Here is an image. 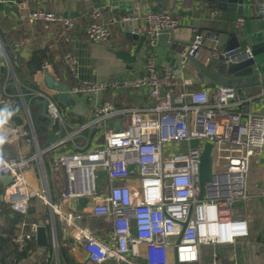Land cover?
Segmentation results:
<instances>
[{"label":"built area","instance_id":"2783aa9c","mask_svg":"<svg viewBox=\"0 0 264 264\" xmlns=\"http://www.w3.org/2000/svg\"><path fill=\"white\" fill-rule=\"evenodd\" d=\"M28 2L20 0L17 8L27 14L30 24L75 28L72 19L54 11H29ZM141 9V2L136 1L133 13L121 21H138ZM258 13L264 18L263 4L258 6ZM100 17L99 10L90 13L91 23L85 33L92 42H107L111 37L110 29L98 22ZM145 19L146 34L153 42L179 25L176 18L164 11L147 10ZM243 25L244 19H238L237 26ZM251 54V49L222 50L206 34L194 30L181 67L186 69L190 60L207 68L216 61L229 65ZM63 60L69 71L75 73L76 57L67 53ZM6 63L8 76L0 89V179L12 178L2 195L11 213L27 216L31 199L38 197L55 214L69 222L73 220L52 201L48 188L38 190L26 177L28 170L37 168L47 183L44 155L51 153V167L60 169L66 181L62 199L93 201V216L111 221L108 241L96 238L73 222L74 235L84 241L93 263L102 264L113 258L126 264H200L201 246L233 244L236 239L249 236L248 222L235 216V205L248 198L251 159L264 153V89L256 96L261 111L245 109L250 99L243 92L229 87L191 90L193 80L183 79L178 84L172 68L159 67L154 58H149L141 77L79 83L68 88V95L80 97L91 106L89 120L74 128L58 103L60 90L46 92L22 86L7 58ZM50 71L47 63L40 69L45 76ZM10 86L14 87L13 92ZM131 91H146L147 105L125 107L102 99L108 92ZM36 100L46 102L48 116L58 126L59 134H64L44 150L40 148L31 113ZM16 101L21 110L15 114ZM12 117L21 121L16 123ZM97 136L103 142L100 146L96 144ZM78 138L83 139V144ZM21 142L36 151L24 154L20 150L16 156H4L6 146ZM193 142L197 145L193 146ZM207 143L213 147L212 177L200 199V161ZM216 165L224 170L215 169ZM99 169L107 173L110 182L105 195L97 186ZM132 179L139 182L135 188L128 184ZM6 217V209L1 206L0 226ZM19 226L15 243L23 252L36 239L40 224L22 221ZM140 259L143 263H139Z\"/></svg>","mask_w":264,"mask_h":264},{"label":"crops","instance_id":"0c3cea01","mask_svg":"<svg viewBox=\"0 0 264 264\" xmlns=\"http://www.w3.org/2000/svg\"><path fill=\"white\" fill-rule=\"evenodd\" d=\"M19 1L1 0L0 30L9 35L10 40L14 41L12 46L15 49L14 54L19 59L18 53H20L21 60H27L34 50L44 48H48L57 61L64 62V56L67 53H72L77 59L75 73L68 71L66 65L62 73L50 65V76L58 81L60 85L65 84L68 88L79 83H99L108 82L112 79L141 77L145 72L146 61L149 58H154L159 67H170L176 72L178 84L183 79H191L194 82L190 87L191 90L209 89L200 82L199 70L193 61L188 62L186 69L181 67L183 55L194 37V30L206 34L207 38L222 50L231 47L232 49L245 51L264 41V18L260 17L258 13V6L260 4L264 5V0H246L243 15H238L234 11L220 10L215 3H209L206 0H163L161 2L158 0H115L114 2L102 0L105 7L100 9L94 8V3L91 0H29V11L47 9L72 19L75 28L70 31L61 24H30L26 19L27 14L18 11L17 3ZM136 1L141 2L142 9L139 15L140 19L134 21L139 23L138 34H135V36L125 29L121 20L124 16L133 13ZM94 10H99L101 13L98 22L110 29L111 37L107 42H92L86 36V29L91 23L90 13ZM147 10L164 11L171 14L179 21L178 27L172 31L162 33L154 42L152 39L148 40L145 19ZM240 18L244 19L242 28L237 26V20ZM0 51L7 72L6 58L13 74L17 77L1 39ZM195 62L202 65L199 61ZM219 65L220 62L216 61L211 68L216 71ZM45 77L38 71L34 76H29L28 81L33 82L36 85L35 88H40L46 92L56 91L55 88L47 87ZM4 83H1L0 89H2ZM25 87L29 88L31 86L25 85ZM263 89V86H258L243 91V94L250 99L245 103V109L251 108L253 111H261L262 107L256 96ZM9 90L13 92L14 87L10 86ZM59 97L58 103L65 119L74 128L89 120L91 106L87 102L80 97L68 95L67 102L62 103ZM102 99L125 107H141L148 103L146 91L108 92ZM37 101L39 100L32 103L31 113L40 148L44 150L63 137L64 134L60 135L58 126L53 125L56 135L55 140L53 143L48 144L50 121L43 116V107ZM40 116L45 119V123L37 124ZM43 127L46 131H43ZM97 139L99 141L96 144L99 146L103 144L99 136H97ZM77 141L80 144L84 142L82 138H78ZM20 150L24 154H32L36 151L35 147H29L25 142H21L6 146L3 154L6 157H12L16 156ZM51 155V153L44 155L47 183L43 179L42 172L37 168L28 170L26 177L34 188L38 190L48 188L52 201L60 206L63 214L70 216L73 220L69 222L67 219L55 214L38 197L32 198L30 202V206L34 208V214L28 213L25 217L11 213L8 211L7 205L3 204L2 206L6 209L8 216L0 226V264H96L88 258L84 241L79 240L74 235L75 225L73 222L81 228L88 229L96 238L102 241H108L110 238L112 233L111 221L109 218L93 216L91 212V202L93 201L79 199L76 200L78 201L76 205H72L70 200L65 201L62 199L66 184L63 172V188L59 187L55 190L48 173L49 170H56L50 165ZM1 180L3 181V178ZM128 184L135 188L139 185V182L132 179L128 181ZM109 185L107 173L100 170L97 179L99 192L104 195L107 194ZM247 195V199L240 200L237 203L235 216L248 222L249 236L238 238L233 244L201 246L200 264L214 262L264 264V153L259 157H255L250 166L247 179ZM40 206L44 208L45 213L40 210ZM30 216L32 217L30 218ZM15 217L19 220L13 225L12 220ZM22 221L35 222L39 223L40 226H45L49 245L46 248H41L37 244V239H34L30 243L28 257L18 261L15 258V250L18 253L20 251L15 243V237L20 231L19 224ZM55 243L56 247H54ZM142 252L144 253V251ZM139 263H143V259H140ZM102 264L126 263L112 258Z\"/></svg>","mask_w":264,"mask_h":264},{"label":"water","instance_id":"95a60500","mask_svg":"<svg viewBox=\"0 0 264 264\" xmlns=\"http://www.w3.org/2000/svg\"><path fill=\"white\" fill-rule=\"evenodd\" d=\"M94 3V8L100 9L105 7V3L102 0H91ZM115 0H108V2H114ZM132 1V0H125ZM163 1V0H158ZM209 3H215L220 10L234 11L238 15H243L246 0H206ZM147 12V11H146ZM123 26L132 35L138 34V22H123ZM135 35V36H136ZM151 38L148 37V40ZM232 49L231 47H229ZM251 56L245 57L243 60L233 63V64H223L220 62L218 69L215 71L212 68H207L200 63L193 61L199 70V79L203 85H206L209 89H215L217 87H229L234 88L240 92L245 91L250 87H264V41H261L251 48ZM20 58V53H18ZM45 82L48 88H55L61 90V95L59 97L60 102L66 103L68 100L67 85H60L52 76L47 75L45 77ZM38 104L43 107V116L50 121L49 124V135L47 142L51 144L55 140V133L53 130L54 122L51 117L48 116L46 112V102L37 101ZM10 123L12 120L8 119ZM117 128L120 127V122L116 125ZM29 138V137H27ZM212 144L207 143L204 147V152L201 156L200 161V174H199V198L204 197L205 185L210 182L212 177ZM5 185L12 182L11 177H3ZM70 203L76 205L78 201L71 199ZM32 216H30L31 218ZM37 244L41 248H46L49 245V239L47 235V229L45 226H40L36 235Z\"/></svg>","mask_w":264,"mask_h":264},{"label":"trees","instance_id":"16d2710c","mask_svg":"<svg viewBox=\"0 0 264 264\" xmlns=\"http://www.w3.org/2000/svg\"><path fill=\"white\" fill-rule=\"evenodd\" d=\"M35 24H44V23H35ZM35 24H33V25H35ZM54 25H59V24H54ZM64 28L67 29L66 27H64ZM68 31H70V30H68ZM9 38H10L9 35H7L6 33H3L0 30V39L2 41L3 47L9 56V59L13 65L14 71H15V73H16V75H17V77H18V79L22 85L35 87L36 85H34L33 82L28 81V79H30L29 76L30 77L34 76L38 71H40L42 65L45 63L53 66L55 68V70H58L60 73H62V71L65 69V67H66L65 63L61 60L60 61L55 60L54 57L51 55L48 48L34 50L27 60H21L20 61L18 58H16V56L14 54L15 49L12 47L14 44V41L10 40ZM7 74H8L7 68L3 62L2 52L0 51V85H1V83L3 84L5 82V80L7 78ZM20 110H21V105H20L19 101H16V104L13 108V111L16 114V113H19ZM12 119L16 123H19L21 121V119H19L18 117H12ZM44 121H45V119L42 116H40L37 120V124L45 123ZM42 129H43V131L44 130L46 131V129L44 127ZM3 191H4V184H3V181L0 179V207L4 204L3 200H2ZM33 201H35V200H33ZM34 212H35L34 208L30 206L29 214H34ZM7 216H8V213H7ZM18 220L19 219L17 217H15L12 220L13 221L12 224L15 225L18 222ZM1 244H2V242H1ZM29 247H31L30 244L26 248L25 251L19 252V253L16 252V250H15L16 260L19 261V260H22L24 258H27ZM50 250H51V247H50Z\"/></svg>","mask_w":264,"mask_h":264},{"label":"rangeland","instance_id":"374dc122","mask_svg":"<svg viewBox=\"0 0 264 264\" xmlns=\"http://www.w3.org/2000/svg\"><path fill=\"white\" fill-rule=\"evenodd\" d=\"M197 145V143L196 142H193V146H196ZM184 147V150H186V145H184L183 146ZM253 160H254V158H252L251 159V163H250V166H251V164H252V162H253ZM222 164H224V161H222ZM221 169L222 171L224 170V168L223 167H218L217 165L215 166V169ZM214 169V168H213ZM101 169H99L98 170V172L100 171ZM48 173H49V177H50V179H51V181H52V184H54V188H55V190L56 189H58L59 187L60 188H63V176H62V171L60 170V169H56V170H54V171H48ZM36 201V200H35ZM37 202V201H36ZM238 204H236L235 205V212H236V206H237ZM40 210H42V211H44V208L43 207H41L40 206ZM44 213H45V211H44Z\"/></svg>","mask_w":264,"mask_h":264}]
</instances>
